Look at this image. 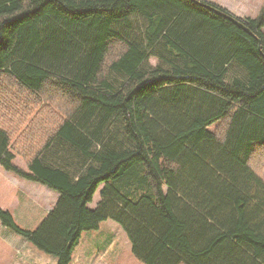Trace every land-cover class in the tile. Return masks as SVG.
<instances>
[{"label":"trees","instance_id":"1","mask_svg":"<svg viewBox=\"0 0 264 264\" xmlns=\"http://www.w3.org/2000/svg\"><path fill=\"white\" fill-rule=\"evenodd\" d=\"M194 1L0 0V169L57 194L35 230L0 223L56 264L106 220L143 264H264V3ZM157 48L169 65L143 69ZM114 120L126 149L103 140Z\"/></svg>","mask_w":264,"mask_h":264},{"label":"rangeland","instance_id":"2","mask_svg":"<svg viewBox=\"0 0 264 264\" xmlns=\"http://www.w3.org/2000/svg\"><path fill=\"white\" fill-rule=\"evenodd\" d=\"M228 9L234 15L245 18H254L264 0H207ZM133 32L128 33L131 40L140 41L143 37L144 22L141 17H134L132 20ZM121 31V30H120ZM124 35L126 33L122 31ZM169 57L157 48L145 58L143 69H153L157 66L167 67ZM245 73L234 64L228 68L226 80L233 78L243 79ZM123 76L111 73L110 83L114 88L119 87ZM114 124L105 130L103 139L107 147L115 150H123L129 146L128 141L123 136L121 129ZM54 149V148H53ZM68 150V148H62ZM74 161V155L68 151ZM52 155H47L45 161L53 160ZM16 161L21 166L22 161L17 157ZM71 161V160H69ZM83 162L80 155L75 162ZM71 169V167H69ZM72 170V169H71ZM5 171L0 170V209L10 213L14 223L23 230L33 231L46 217L47 212L54 206L57 194L46 186L35 182H25L15 175L9 174L16 183L5 178ZM21 181V182H19ZM19 183V184H18ZM18 187L10 190V186ZM99 201V191H97L89 204L91 208ZM0 239L11 249L18 250V256L13 257L7 264H56L57 259L51 255L42 253L22 237L3 227L0 223ZM16 253V251H15ZM16 255V254H15ZM69 264H143L136 260L131 253L130 243L120 226L112 220L100 223L98 229L82 232L78 242L74 246Z\"/></svg>","mask_w":264,"mask_h":264},{"label":"water","instance_id":"3","mask_svg":"<svg viewBox=\"0 0 264 264\" xmlns=\"http://www.w3.org/2000/svg\"><path fill=\"white\" fill-rule=\"evenodd\" d=\"M194 2L197 3V4H200V3L197 2L196 0H195ZM204 6L207 7V8H209V9H211V10H213V11H215V12L218 13V14H221L220 11H218V10L212 8V7H209V6H206V5H204ZM227 18L230 19L231 21L235 22V23H236L239 27H241L245 32H247L248 34L254 36L250 30H248L246 27H244L241 23L237 22V20H235L234 18H232V17H230V16H227ZM259 45H260V41H259ZM259 47H260V46H259Z\"/></svg>","mask_w":264,"mask_h":264},{"label":"crops","instance_id":"4","mask_svg":"<svg viewBox=\"0 0 264 264\" xmlns=\"http://www.w3.org/2000/svg\"><path fill=\"white\" fill-rule=\"evenodd\" d=\"M1 170V169H0ZM5 173V178L6 179H8V180H10V181H12V182H14V183H16L12 178H10V176H9V174L8 173H6V172H4ZM22 180V179H21ZM25 182H29V181H26V180H24ZM19 182H21V181H19ZM19 184V183H18ZM18 184L17 185H15V186H10V190H14V189H16L17 187H18ZM55 204V203H54ZM51 210V209H50ZM49 210V211H50ZM48 211V212H49ZM47 212V213H48ZM16 251V255H15V257H17L18 256V250H15Z\"/></svg>","mask_w":264,"mask_h":264}]
</instances>
